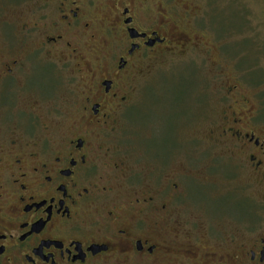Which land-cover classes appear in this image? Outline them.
Returning <instances> with one entry per match:
<instances>
[{
    "label": "flooded vegetation",
    "instance_id": "obj_1",
    "mask_svg": "<svg viewBox=\"0 0 264 264\" xmlns=\"http://www.w3.org/2000/svg\"><path fill=\"white\" fill-rule=\"evenodd\" d=\"M151 1L0 0V264H264L260 90L230 88L208 132L263 191L238 234L190 199L231 196L210 183L223 156L204 151L200 115L177 118L163 159L128 136L148 110L129 85L141 58L191 47L173 32L191 6L179 19Z\"/></svg>",
    "mask_w": 264,
    "mask_h": 264
},
{
    "label": "rangeland",
    "instance_id": "obj_2",
    "mask_svg": "<svg viewBox=\"0 0 264 264\" xmlns=\"http://www.w3.org/2000/svg\"><path fill=\"white\" fill-rule=\"evenodd\" d=\"M181 4L191 6L189 22L174 27L173 32L175 36L185 34L191 47L184 52H167L158 59L152 55L141 58L142 65L129 85L138 90L137 94H145L142 104L148 110L143 109L146 113L138 109L130 115L132 125L128 128L139 133L128 136L136 138L132 143L147 148L148 156L163 159L174 147L172 135L178 117L184 120L191 114L200 115L206 132L204 151L223 156L219 160L218 176L210 183L216 192L231 196L211 200L207 192L196 190L190 192V199L212 213L225 214L228 220L222 221L221 232L230 230L238 234L260 211L263 191L249 172H241L235 166L240 160L230 157V147L225 142L210 141L208 132L212 121L219 122L223 117L228 105L225 96L235 85L243 93L260 90L264 100V0L150 2L152 12L156 13L158 6L171 8V15L179 19L185 15ZM259 113V119L264 121L263 103ZM156 119L160 121L154 128ZM186 125L192 133L199 123L191 120ZM150 130H153L151 136L147 135ZM209 169L207 166L206 175L211 174Z\"/></svg>",
    "mask_w": 264,
    "mask_h": 264
}]
</instances>
